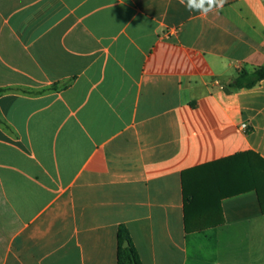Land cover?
I'll list each match as a JSON object with an SVG mask.
<instances>
[{"label": "crops", "instance_id": "crops-1", "mask_svg": "<svg viewBox=\"0 0 264 264\" xmlns=\"http://www.w3.org/2000/svg\"><path fill=\"white\" fill-rule=\"evenodd\" d=\"M263 65L264 0H0V264H118L121 226L142 264H264L256 190L187 233L182 187L264 158V80L231 86Z\"/></svg>", "mask_w": 264, "mask_h": 264}, {"label": "trees", "instance_id": "trees-1", "mask_svg": "<svg viewBox=\"0 0 264 264\" xmlns=\"http://www.w3.org/2000/svg\"><path fill=\"white\" fill-rule=\"evenodd\" d=\"M262 80L264 65L253 72L241 71L231 86L248 89ZM5 91L0 89V94ZM182 187L187 233L221 225V201L249 190L257 191L264 212V158L254 152H245L188 170L182 175ZM126 241L129 245L124 247ZM118 264H142L125 226L118 231Z\"/></svg>", "mask_w": 264, "mask_h": 264}, {"label": "clouds", "instance_id": "clouds-1", "mask_svg": "<svg viewBox=\"0 0 264 264\" xmlns=\"http://www.w3.org/2000/svg\"><path fill=\"white\" fill-rule=\"evenodd\" d=\"M179 3L190 12L207 16L209 13L222 10L226 0H179Z\"/></svg>", "mask_w": 264, "mask_h": 264}, {"label": "built area", "instance_id": "built-area-1", "mask_svg": "<svg viewBox=\"0 0 264 264\" xmlns=\"http://www.w3.org/2000/svg\"><path fill=\"white\" fill-rule=\"evenodd\" d=\"M242 129L246 131L247 130V125L246 124H243L242 125Z\"/></svg>", "mask_w": 264, "mask_h": 264}, {"label": "water", "instance_id": "water-1", "mask_svg": "<svg viewBox=\"0 0 264 264\" xmlns=\"http://www.w3.org/2000/svg\"><path fill=\"white\" fill-rule=\"evenodd\" d=\"M129 245V243L126 241L125 243H124V247H127Z\"/></svg>", "mask_w": 264, "mask_h": 264}]
</instances>
